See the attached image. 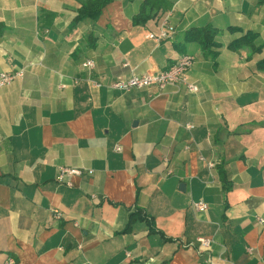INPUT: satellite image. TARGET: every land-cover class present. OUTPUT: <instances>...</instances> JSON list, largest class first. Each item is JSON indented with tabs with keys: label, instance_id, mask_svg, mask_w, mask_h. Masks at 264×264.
Returning <instances> with one entry per match:
<instances>
[{
	"label": "crops",
	"instance_id": "obj_1",
	"mask_svg": "<svg viewBox=\"0 0 264 264\" xmlns=\"http://www.w3.org/2000/svg\"><path fill=\"white\" fill-rule=\"evenodd\" d=\"M87 1L0 0V74H24L0 89V264H264V0H168L143 25L144 0L75 21ZM205 27L210 52L186 42ZM183 55L196 93L112 88ZM137 210L155 232H126Z\"/></svg>",
	"mask_w": 264,
	"mask_h": 264
},
{
	"label": "trees",
	"instance_id": "obj_2",
	"mask_svg": "<svg viewBox=\"0 0 264 264\" xmlns=\"http://www.w3.org/2000/svg\"><path fill=\"white\" fill-rule=\"evenodd\" d=\"M116 0H88L82 8L78 11L75 21L91 20L97 21L103 10ZM169 8L168 0H144L139 13L133 18L135 25H143L151 19H155ZM230 31L238 32L237 28H230ZM220 31L211 27L195 28L187 32L186 42L197 43L203 51H212L218 48L220 44L217 37ZM256 36L247 34L235 40L230 44L232 49H239L244 46H252ZM260 50V49H259ZM260 67L264 69V60L260 63ZM136 221H141L147 224L151 232H155V225L151 218H149L142 210H137L131 214L129 219V226L126 232H130Z\"/></svg>",
	"mask_w": 264,
	"mask_h": 264
},
{
	"label": "built area",
	"instance_id": "obj_3",
	"mask_svg": "<svg viewBox=\"0 0 264 264\" xmlns=\"http://www.w3.org/2000/svg\"><path fill=\"white\" fill-rule=\"evenodd\" d=\"M167 21L163 22V28L161 32L156 34H149L147 38L154 39L156 41H162L168 37L167 34ZM193 63V58L188 55L181 56L169 69L159 72L155 75H138L133 76L132 78L121 81L118 80L112 84L113 89L128 91L131 89H144L152 86H156L160 89H164L167 86L172 85H181L184 86L189 92L196 93L199 88L196 84L189 81L187 75V71L191 67ZM85 67L93 68L94 62L87 61L84 64ZM24 76L22 71L14 72V73H1L0 74V89L11 86L14 81L18 78H22ZM81 172L79 170H71L67 168H61L59 171L58 181L63 183L66 176L69 175H79ZM194 208L200 212H205L207 210V205L203 202L195 203ZM55 217L60 218L61 215L58 211L55 212ZM263 223V220H260ZM200 243L204 247H208L210 244L209 240L201 239ZM6 264H14V261L10 260Z\"/></svg>",
	"mask_w": 264,
	"mask_h": 264
},
{
	"label": "rangeland",
	"instance_id": "obj_4",
	"mask_svg": "<svg viewBox=\"0 0 264 264\" xmlns=\"http://www.w3.org/2000/svg\"><path fill=\"white\" fill-rule=\"evenodd\" d=\"M10 260L14 261L12 258H11V259H9L8 261H10ZM8 261H7V262H8Z\"/></svg>",
	"mask_w": 264,
	"mask_h": 264
},
{
	"label": "water",
	"instance_id": "obj_5",
	"mask_svg": "<svg viewBox=\"0 0 264 264\" xmlns=\"http://www.w3.org/2000/svg\"><path fill=\"white\" fill-rule=\"evenodd\" d=\"M184 187V185H181V188H183Z\"/></svg>",
	"mask_w": 264,
	"mask_h": 264
}]
</instances>
